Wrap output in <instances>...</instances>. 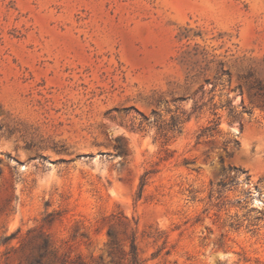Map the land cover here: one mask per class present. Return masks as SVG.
Returning a JSON list of instances; mask_svg holds the SVG:
<instances>
[{"label":"rangeland","instance_id":"obj_1","mask_svg":"<svg viewBox=\"0 0 264 264\" xmlns=\"http://www.w3.org/2000/svg\"><path fill=\"white\" fill-rule=\"evenodd\" d=\"M132 239L264 264V0H0V264Z\"/></svg>","mask_w":264,"mask_h":264},{"label":"trees","instance_id":"obj_2","mask_svg":"<svg viewBox=\"0 0 264 264\" xmlns=\"http://www.w3.org/2000/svg\"><path fill=\"white\" fill-rule=\"evenodd\" d=\"M142 186H143V184L140 187V192H141ZM127 255L130 257L129 264H141V261L138 257L137 248H136V244H135L134 239H132V241L130 242L129 252Z\"/></svg>","mask_w":264,"mask_h":264}]
</instances>
